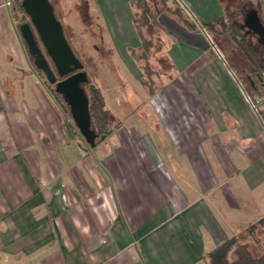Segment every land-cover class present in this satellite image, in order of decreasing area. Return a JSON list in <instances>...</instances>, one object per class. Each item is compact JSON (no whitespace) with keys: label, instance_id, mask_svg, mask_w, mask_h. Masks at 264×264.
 <instances>
[{"label":"crops","instance_id":"0c3cea01","mask_svg":"<svg viewBox=\"0 0 264 264\" xmlns=\"http://www.w3.org/2000/svg\"><path fill=\"white\" fill-rule=\"evenodd\" d=\"M133 1L74 0L129 75L112 69L108 99L98 86L114 128L91 148L33 65L21 0H0V264H208L264 220V125L244 86L171 35L173 80L137 89ZM176 1L199 24L223 15L220 0Z\"/></svg>","mask_w":264,"mask_h":264},{"label":"trees","instance_id":"16d2710c","mask_svg":"<svg viewBox=\"0 0 264 264\" xmlns=\"http://www.w3.org/2000/svg\"><path fill=\"white\" fill-rule=\"evenodd\" d=\"M149 1H152L154 6L160 5L162 12L171 15L180 26L189 32L197 31L196 21L192 20L187 15L183 7L176 0H134L132 2L133 25L140 40V46L136 50H131L130 53L142 72V77L139 79V82L144 87H150L152 83L150 79L153 72L149 67V63H147V60L152 54L151 51L154 50L153 39L157 33L164 31L156 21V9H154V11L152 10ZM17 7L20 10L19 12L23 13L19 4ZM81 10L83 18L88 17L86 11H83V8H81ZM247 12L249 11H244L243 5H240L231 19H227L225 18L226 16L221 15L210 22L200 23V25L207 35L210 38L212 37L214 41H216L215 39H218L217 41H219V43H227L235 50L237 56L241 55L246 62V68L243 67V70H246V76H249L252 80L253 88L259 90L264 86V47L257 42L256 46L253 45L252 42L247 39V35H245L244 19ZM241 17L243 18L240 21L239 18ZM56 19L59 21L57 16ZM64 36L66 38L65 34ZM234 72L239 80L237 76L239 71L235 69ZM40 74L44 78V84L49 89L55 101L61 106L66 114H69L67 106L63 104L64 101H62V97L55 93L52 86L47 82L44 74L41 72ZM82 86L88 99V112L91 121V129L96 133L99 139L98 142H100L111 134L114 127L109 126L110 116L105 109L101 89L94 83H90L89 80ZM253 88L250 87V85H248L247 88L244 86V90L249 96L257 116L264 125L262 111L260 109L261 105L264 106V101L259 103L255 100L254 95L252 94L254 92ZM69 127L71 135L75 136V129L71 125ZM258 226H263L264 228V220L261 219L249 225L244 232L254 235L258 232L256 230ZM262 235L264 239V233ZM205 258L207 259L208 264H264V251L260 256L255 257L250 251L247 243H242L237 237H231L225 239L214 247L212 251L206 254Z\"/></svg>","mask_w":264,"mask_h":264},{"label":"water","instance_id":"95a60500","mask_svg":"<svg viewBox=\"0 0 264 264\" xmlns=\"http://www.w3.org/2000/svg\"><path fill=\"white\" fill-rule=\"evenodd\" d=\"M19 7L28 18V22L19 25V31L29 55L33 58L34 67L44 74L47 82L54 86L55 93L62 97L72 123L85 143L91 148L95 147L99 139L91 129L88 99L82 87L88 82V77L63 34L52 4L49 0H21ZM159 19L169 34L200 50L212 48L226 65L199 23V32H189L165 15H161ZM244 27L255 34L257 43L264 47V26L256 10L251 9L245 15ZM228 69L231 71L229 67ZM250 83L253 85L251 80ZM245 95L251 103L246 93ZM66 131L73 137L69 126Z\"/></svg>","mask_w":264,"mask_h":264},{"label":"rangeland","instance_id":"374dc122","mask_svg":"<svg viewBox=\"0 0 264 264\" xmlns=\"http://www.w3.org/2000/svg\"><path fill=\"white\" fill-rule=\"evenodd\" d=\"M223 5V15L225 18L231 19L236 9L240 5H243L244 11H250L254 9L257 11L258 16L262 25L264 26V0H221ZM50 3L54 5V14L59 18V22L61 23L62 30H64V34L71 46V49L75 56L78 58L80 63L83 65V71L87 74L88 80L90 83H94L96 86H101L102 90H104V94L107 98L106 90L110 89V87L115 86V72L121 77V82L123 84L128 80L127 76H129L125 71H123L122 66L119 63V68H115L112 66L114 62L113 53L109 50L107 46L103 45L102 40L100 38L99 29L96 25V19L92 18V24L89 22V17L83 18L82 10L83 5L80 6L75 3V7L73 6L74 0H50ZM152 10L156 9L157 18L156 21L159 22V17L161 15H165L170 19L175 20L171 15L162 12L160 5L154 6L152 1H149ZM60 6L64 7V13L61 12ZM84 11V9H83ZM248 13V12H247ZM243 17L239 18L241 21ZM17 22H28L27 16L23 13L18 12L16 16ZM160 23V22H159ZM163 29V27H162ZM164 31H160L157 33L153 39L154 41V50H152L151 56L148 58L147 63H149V67L151 68L153 74L151 76V85L150 87H144L148 96H151V93H155L165 84H167L170 80L174 78V71L172 69L171 64L169 63L165 50L167 45L175 39L171 34L167 32L166 29ZM198 31V29H197ZM199 32V31H198ZM210 38V37H209ZM212 43L216 46L217 52H219L220 56L226 63V66L231 69L233 73L236 69L239 71L237 76L239 78V82L247 88L246 81V70L245 74L242 73L243 67L246 68V62L243 60L241 55L234 54L233 56H229L231 53L230 46L227 43L224 44V48L226 49V54L224 55L221 50L218 39L210 38ZM247 39L252 42L253 45L256 46V39L253 35H248ZM44 52V51H43ZM222 60V59H221ZM32 61V60H31ZM116 61V60H115ZM119 61V60H118ZM116 64V63H115ZM233 66V67H232ZM34 69V68H33ZM115 72H113V70ZM140 78L142 77V72L140 71ZM40 74V72H39ZM126 80H125V78ZM42 82L44 83V78L41 76ZM131 81V79H129ZM128 83V82H127ZM122 84V85H123ZM137 89H139L140 83H135ZM139 84V85H138ZM52 86V85H51ZM83 87V86H82ZM54 89V86H52ZM131 89L132 87L129 86ZM248 90V89H247ZM127 92V91H126ZM250 93V92H249ZM251 94V93H250ZM108 99V98H107ZM63 101V99H62ZM127 101V103H130ZM64 105H66L63 102ZM133 106V105H131ZM68 108V107H67ZM262 116L264 120V108H261ZM258 232L254 235H250L247 232L240 233L237 238L242 243H247L250 251L255 257H258L264 251V239L263 226H258L256 229Z\"/></svg>","mask_w":264,"mask_h":264},{"label":"flooded vegetation","instance_id":"af4514ba","mask_svg":"<svg viewBox=\"0 0 264 264\" xmlns=\"http://www.w3.org/2000/svg\"><path fill=\"white\" fill-rule=\"evenodd\" d=\"M253 35L254 37H255V39H256V42H257V37H256V35L255 34H253L252 32H250V31H248L246 28H245V35ZM213 44V43H212ZM213 46L216 48V46L213 44ZM220 47H221V50L223 51V53H224V55L226 54V49L224 48V44L223 43H221L220 44ZM231 47V46H230ZM212 51H213V49L212 48H210ZM217 49V48H216ZM230 50H231V53H230V55L229 56H233L234 54H235V50L231 47L230 48ZM214 52V51H213ZM227 55V54H226ZM228 56V55H227ZM242 73H244L245 74V70H243L242 71ZM249 76H246V81H247V84L248 85H250V87H252L253 88V85H251V83H250V80H249ZM252 81V80H251ZM254 90V92L252 93L253 95H254V98H255V100L257 101V102H262V101H264V86L261 88V89H259V90H256L255 88H253ZM255 93V94H254ZM264 108V106L263 105H261V107H260V109L261 108Z\"/></svg>","mask_w":264,"mask_h":264}]
</instances>
